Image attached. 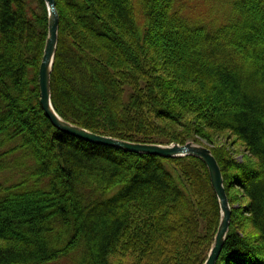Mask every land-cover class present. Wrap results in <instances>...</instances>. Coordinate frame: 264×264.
I'll list each match as a JSON object with an SVG mask.
<instances>
[{
	"label": "trees",
	"instance_id": "trees-1",
	"mask_svg": "<svg viewBox=\"0 0 264 264\" xmlns=\"http://www.w3.org/2000/svg\"><path fill=\"white\" fill-rule=\"evenodd\" d=\"M55 1L56 112L142 144L229 131L255 163L209 148L231 207L216 264H264V0H230L231 17L202 24L176 0H140V21L135 0ZM47 33L44 0H0V264H204L221 219L206 165L55 128L40 105ZM234 179L254 236L233 223Z\"/></svg>",
	"mask_w": 264,
	"mask_h": 264
},
{
	"label": "water",
	"instance_id": "water-1",
	"mask_svg": "<svg viewBox=\"0 0 264 264\" xmlns=\"http://www.w3.org/2000/svg\"><path fill=\"white\" fill-rule=\"evenodd\" d=\"M44 2L48 12V33L39 66V90L40 105L46 117L58 130L95 145L112 147L135 154L154 155L166 159L186 156H193L200 159L207 167L211 185L217 196L220 207V224L208 257L204 263L216 264L228 233L231 208L225 192L220 167L211 150L193 142H188L183 145L176 143L171 145L133 143L95 134L60 117L54 109L51 100V73L58 43L59 16L55 0H44Z\"/></svg>",
	"mask_w": 264,
	"mask_h": 264
},
{
	"label": "rangeland",
	"instance_id": "rangeland-1",
	"mask_svg": "<svg viewBox=\"0 0 264 264\" xmlns=\"http://www.w3.org/2000/svg\"><path fill=\"white\" fill-rule=\"evenodd\" d=\"M175 9L180 10L181 15L190 21L196 20L195 23H199L203 21V23H207V21L213 22L225 20L231 15L234 14V11H231L230 0H176ZM135 11L137 14V18L139 21L141 20V8H140V0H135ZM202 24V22H201ZM206 27V24L201 25ZM158 30V28H156ZM127 97V93L125 97ZM193 118V116H190ZM185 121V120H184ZM183 121V122H184ZM182 130V129H181ZM212 130H204L201 134L197 135L195 133L191 134L193 138L197 139L199 144L202 146H207L209 148H218L219 150H223L228 154L227 156H231L234 160L241 162L244 164H254L255 160L251 158L244 150L241 148L240 142L237 138L232 135L227 130H221L220 132H211ZM207 139L211 140L209 142ZM194 143V142H193ZM173 144V143H171ZM169 144V145H171ZM7 177V176H6ZM0 182L2 179L0 177ZM238 182L234 180L228 183L227 189L229 191V195L231 196V206L233 209V223H239L241 226V235H255L256 230L251 226L249 221V216L246 214L247 211V199L244 197V193L242 189L237 186ZM228 198V197H227ZM230 206V204H229ZM231 208V207H230ZM235 226V225H234ZM75 256H77L75 254ZM218 261V260H217ZM65 263V262H64ZM132 258L130 256L126 257H113L110 260V264H131ZM65 264H70L69 261Z\"/></svg>",
	"mask_w": 264,
	"mask_h": 264
}]
</instances>
